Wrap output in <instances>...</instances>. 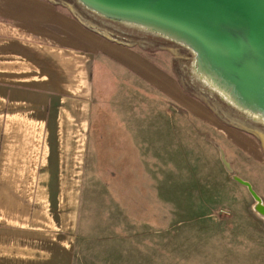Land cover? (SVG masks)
<instances>
[{
  "label": "rangeland",
  "instance_id": "obj_1",
  "mask_svg": "<svg viewBox=\"0 0 264 264\" xmlns=\"http://www.w3.org/2000/svg\"><path fill=\"white\" fill-rule=\"evenodd\" d=\"M54 1L136 48L165 80L98 59L73 264H264V219L234 178L264 202L262 119L206 82L187 46ZM6 139L3 160L23 162L13 171L28 195L35 153Z\"/></svg>",
  "mask_w": 264,
  "mask_h": 264
},
{
  "label": "crops",
  "instance_id": "obj_2",
  "mask_svg": "<svg viewBox=\"0 0 264 264\" xmlns=\"http://www.w3.org/2000/svg\"><path fill=\"white\" fill-rule=\"evenodd\" d=\"M136 52L54 0H0V264H73L98 59L165 82ZM16 137L36 157L28 195L3 160Z\"/></svg>",
  "mask_w": 264,
  "mask_h": 264
},
{
  "label": "water",
  "instance_id": "obj_3",
  "mask_svg": "<svg viewBox=\"0 0 264 264\" xmlns=\"http://www.w3.org/2000/svg\"><path fill=\"white\" fill-rule=\"evenodd\" d=\"M79 1L108 18L174 37L193 51L202 73L264 117V0ZM234 178L256 201L250 183Z\"/></svg>",
  "mask_w": 264,
  "mask_h": 264
},
{
  "label": "bare ground",
  "instance_id": "obj_4",
  "mask_svg": "<svg viewBox=\"0 0 264 264\" xmlns=\"http://www.w3.org/2000/svg\"><path fill=\"white\" fill-rule=\"evenodd\" d=\"M77 1H79V0H77ZM80 2V1H79ZM81 4H83L82 2H80ZM86 8H88L89 10H91V11H94V12H96V13H98V14H100V15H103L102 13H99V12H97V11H95V10H93L92 8H90V7H88L87 5H85V4H83ZM103 16H105V15H103ZM106 17V16H105ZM112 19V18H111ZM123 22H125V23H127V24H132V25H136L139 29H144L143 31L144 32H146V31H148V32H151L152 34H154V35H157V34H161V36H164V37H167V38H170L171 40H174V41H177L174 37H169V36H167V35H165V34H163V33H161V32H159L158 30H154V29H152V28H150V27H147V26H144V25H140V24H135V23H131V22H126V21H123ZM178 42V41H177ZM179 43H181V42H179ZM181 44H183V43H181ZM184 45V44H183ZM196 69L198 70V72H199V74H201L205 79H206V82L208 81L209 82V84L213 87V88H216V89H219L218 91L221 93V95H223V96H230L233 100H234V98L231 96V95H229V93L218 83V82H216L215 80H213L212 78H211V76L209 75V76H207V75H205L204 73H202L198 68H197V66H196ZM201 76V77H202ZM211 78V79H210ZM235 101V100H234ZM236 102V101H235ZM241 108H240V110L241 111H243V112H245V113H247V112H250L251 113V115L250 116H257V117H259V118H261L262 119V121H263V123H264V117L261 115V114H259V113H256V112H252L251 110H249V109H246V108H244V107H242L238 102H236ZM238 109H239V107H238ZM253 114V115H252ZM238 122H240V121H238ZM256 205H261L260 206V209H259V211H255L256 213H257V215L258 216H260L261 218H263L264 219V202L262 201V199L258 196V198L256 199V201H255V203L253 204V206H252V208H255V206Z\"/></svg>",
  "mask_w": 264,
  "mask_h": 264
}]
</instances>
